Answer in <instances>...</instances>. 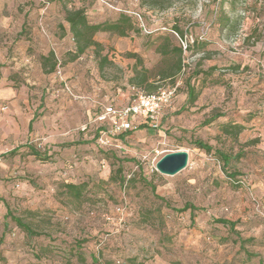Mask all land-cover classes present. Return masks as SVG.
Listing matches in <instances>:
<instances>
[{
    "label": "rangeland",
    "instance_id": "1",
    "mask_svg": "<svg viewBox=\"0 0 264 264\" xmlns=\"http://www.w3.org/2000/svg\"><path fill=\"white\" fill-rule=\"evenodd\" d=\"M78 7L131 22L74 57L64 17ZM175 79L170 106L99 145L102 105ZM226 122L243 125L237 137ZM0 145V264H264V0H0ZM216 148L244 154L223 166ZM174 150L187 165L161 174Z\"/></svg>",
    "mask_w": 264,
    "mask_h": 264
},
{
    "label": "trees",
    "instance_id": "2",
    "mask_svg": "<svg viewBox=\"0 0 264 264\" xmlns=\"http://www.w3.org/2000/svg\"><path fill=\"white\" fill-rule=\"evenodd\" d=\"M56 1H63V0H56ZM65 21L68 23V28L69 31L72 33L74 42H75V52L73 54L74 57L79 56L80 54H82L85 49H87L90 46H100L99 43L97 41L94 40L93 36L96 32L98 31H116L119 32L120 34L124 35L125 34V27L122 25V22L120 20H122L126 25H130L131 19L129 16L127 15H120L119 17V21L116 22H97V23H91L88 21L85 11L83 8L78 7V8H72V9H66L65 11V17H64ZM171 33L177 38V42H178V47H174L173 50H175L176 52L180 53V52H185V50H183L182 45L178 39V37L173 33L176 32L177 35L182 38L183 32L179 31V29H177V27L171 28ZM195 42H197V40H194ZM191 46V43L187 44L186 49H189ZM49 57H53V52L49 51V55L48 56H43L42 57V67L44 69L45 72L49 73L53 70L54 68V63H52V65H50L49 67L47 66L46 61L48 60ZM180 67V60L177 61V68ZM180 86V85H179ZM154 91V90H152ZM152 91H147V92H152ZM198 91H195L192 87H188V102L189 103H194V101L196 100ZM177 96V91L175 94V97L173 98V100L171 101V103L169 104V106L172 104V102L174 101V99ZM147 120H141L140 121V126H143L145 124H147ZM243 128V125L239 124V123H235V122H226L221 126V130L222 132H224L225 134H229V135H233L234 137H237V134L239 133V131ZM99 131V126H97L96 128V132L98 134ZM123 135V134H120ZM194 144L196 147L205 150L206 152H210L212 150V146L210 144H208L207 142H204L200 139H197L194 141ZM214 154L218 157V159L222 162L223 166H227L231 160H237L240 157L243 156V151H238L236 152L234 155H231L223 150L220 149H214ZM229 176H236L235 172L229 173ZM122 180H124L122 178ZM62 186L65 189V192H67L68 194H70L71 196H73L74 198H79L81 196L82 193V185L81 184H76V183H72V182H66V183H62ZM153 188V186H152ZM187 208H191V210H196L197 208L190 205V204H186L182 209H177V210H186ZM5 216H9L11 218L12 221L15 222V224L24 232H26L27 234L30 235H37L38 232H36L29 223L24 222L21 217L19 216H15V215H11L10 211H9V207L6 206V213ZM215 222L223 224L228 226L229 230H231L232 232H236V222L230 219H226V218H215L214 219Z\"/></svg>",
    "mask_w": 264,
    "mask_h": 264
},
{
    "label": "built area",
    "instance_id": "3",
    "mask_svg": "<svg viewBox=\"0 0 264 264\" xmlns=\"http://www.w3.org/2000/svg\"><path fill=\"white\" fill-rule=\"evenodd\" d=\"M173 33L178 37L183 50H186L188 43H184L176 32ZM179 85L180 79H175L170 85L160 86L152 92L136 90L127 104L102 105L96 116L99 126L97 135L99 145L108 146L113 136L138 129L142 119L157 117L163 108L171 103Z\"/></svg>",
    "mask_w": 264,
    "mask_h": 264
},
{
    "label": "water",
    "instance_id": "4",
    "mask_svg": "<svg viewBox=\"0 0 264 264\" xmlns=\"http://www.w3.org/2000/svg\"><path fill=\"white\" fill-rule=\"evenodd\" d=\"M188 161V152L174 150L164 153L155 163L158 172L164 175H174L182 170Z\"/></svg>",
    "mask_w": 264,
    "mask_h": 264
},
{
    "label": "crops",
    "instance_id": "5",
    "mask_svg": "<svg viewBox=\"0 0 264 264\" xmlns=\"http://www.w3.org/2000/svg\"><path fill=\"white\" fill-rule=\"evenodd\" d=\"M133 92L130 93L128 96L126 95V101H124L123 99H116V100H111V102H109V104H114V105L127 104L130 101V99L132 98ZM1 109L6 110L5 106H2ZM0 148H1V145H0Z\"/></svg>",
    "mask_w": 264,
    "mask_h": 264
}]
</instances>
